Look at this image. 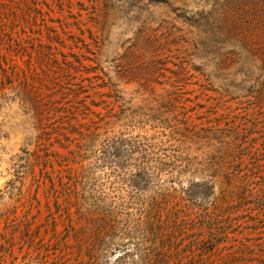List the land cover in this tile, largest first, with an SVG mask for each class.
Segmentation results:
<instances>
[{
  "label": "rangeland",
  "instance_id": "374dc122",
  "mask_svg": "<svg viewBox=\"0 0 264 264\" xmlns=\"http://www.w3.org/2000/svg\"><path fill=\"white\" fill-rule=\"evenodd\" d=\"M227 3L0 0V264H117L79 245L72 190L145 235L218 202L230 243L264 239V54L223 64Z\"/></svg>",
  "mask_w": 264,
  "mask_h": 264
},
{
  "label": "trees",
  "instance_id": "16d2710c",
  "mask_svg": "<svg viewBox=\"0 0 264 264\" xmlns=\"http://www.w3.org/2000/svg\"><path fill=\"white\" fill-rule=\"evenodd\" d=\"M227 5H230L227 33L232 49L227 51L223 64L229 68L237 62L254 61L257 54H264V0H228ZM99 135L92 132L91 137ZM115 144L120 146V142L108 140L100 144L99 151L109 146L116 149ZM145 153L148 154L146 150ZM112 155L116 156V151L107 154L108 158ZM146 164L138 167L142 170L132 173L133 187H140V182L150 176L148 170L152 165ZM69 194L76 198L72 203L76 206L72 221L79 218V228L73 225L75 232L82 234L79 245H84L93 260L98 259L102 245H107L106 237H111L108 244L118 250L114 258L117 264H264V239L255 237L238 245L230 243V232L234 230L231 216L235 210H229L232 207L229 204L214 202L212 207L204 206L199 213L191 215L185 207L177 206L170 221V232L162 221L156 233L150 229L145 235L141 233V223L134 227L123 219L124 204L114 197L99 198L98 195L104 194L90 193L91 196L79 201L74 190ZM129 240L132 242L128 243ZM130 257H134V261L129 263Z\"/></svg>",
  "mask_w": 264,
  "mask_h": 264
}]
</instances>
